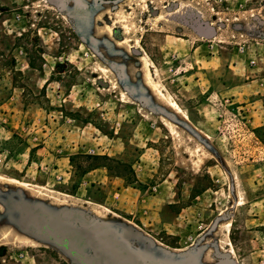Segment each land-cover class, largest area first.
I'll list each match as a JSON object with an SVG mask.
<instances>
[{
	"label": "rangeland",
	"instance_id": "obj_1",
	"mask_svg": "<svg viewBox=\"0 0 264 264\" xmlns=\"http://www.w3.org/2000/svg\"><path fill=\"white\" fill-rule=\"evenodd\" d=\"M0 104V264H264V0H0Z\"/></svg>",
	"mask_w": 264,
	"mask_h": 264
},
{
	"label": "crops",
	"instance_id": "obj_2",
	"mask_svg": "<svg viewBox=\"0 0 264 264\" xmlns=\"http://www.w3.org/2000/svg\"><path fill=\"white\" fill-rule=\"evenodd\" d=\"M2 106V104H0V107ZM98 171L97 169H95L94 171L88 172V174L86 175H90L93 172ZM86 176H83L81 179V182L78 184V187L76 188V195L80 194L82 191V183L84 181H86L87 179H85ZM97 183L96 181H91L90 182H94V187L98 188L100 190V197L98 198V200H95V203H97L100 207L107 209L113 213H117L119 215H121L122 217H124L125 219H128L129 221H132L133 218L135 216H139L137 214H139L138 210L136 209L138 204H139V199L137 197V195L135 194V198H131L133 201L127 204H124L123 201L121 200V198L126 195L128 196V194L130 195V191L134 192V191H138L136 189H134L133 187L127 186V184L120 183L118 181V178H111L107 175H98L97 178ZM134 194V193H133ZM117 198V199H115ZM93 201V200H92ZM98 210L101 211V209L98 207L92 208L89 210V214L93 217V214L91 213V211L93 210ZM102 214L104 215V212L101 211ZM148 213V212H146ZM94 219V217H93ZM95 221V219H94ZM106 222V221H105ZM96 223V221H95ZM98 224V225H97ZM100 223H96L97 226H99Z\"/></svg>",
	"mask_w": 264,
	"mask_h": 264
},
{
	"label": "water",
	"instance_id": "obj_3",
	"mask_svg": "<svg viewBox=\"0 0 264 264\" xmlns=\"http://www.w3.org/2000/svg\"><path fill=\"white\" fill-rule=\"evenodd\" d=\"M97 248H99L105 255H107L109 263L111 264H127V260L117 251L112 244H108L105 241L96 242Z\"/></svg>",
	"mask_w": 264,
	"mask_h": 264
},
{
	"label": "bare ground",
	"instance_id": "obj_4",
	"mask_svg": "<svg viewBox=\"0 0 264 264\" xmlns=\"http://www.w3.org/2000/svg\"><path fill=\"white\" fill-rule=\"evenodd\" d=\"M147 61V60H146ZM148 64V63H147ZM148 67V66H147ZM144 68V67H143ZM149 69V68H148ZM146 71V70H145ZM150 71V70H149ZM149 73V72H148ZM151 78V73H150V76L148 75V74H146L145 75V79H146V82H147V84L149 85L151 82H150V79ZM152 85V84H151ZM152 87H154V85H152ZM156 87V86H155ZM154 90H155V88H154ZM157 92V91H156ZM170 103H172V102H170ZM170 105V104H169ZM171 106V105H170ZM173 107V106H172ZM174 108V107H173ZM181 110H179V112H180ZM180 113H182V112H180ZM16 181V180H15ZM19 183V182H18ZM22 184V183H21ZM239 205V204H238ZM91 213L93 214V217H94V219H95V221H96V223H103V222H105L106 221V218H105V216L102 214V212L101 211H98V210H93V211H91ZM117 217V216H116ZM97 227H100V226H97ZM228 253L231 255V259H230V263L231 264H239V262H238V259H237V257H236V255H235V253H234V251H233V249L232 248H229L228 249ZM215 259V258H214ZM214 259H212L211 258V260H212V264H217V262L214 260Z\"/></svg>",
	"mask_w": 264,
	"mask_h": 264
}]
</instances>
